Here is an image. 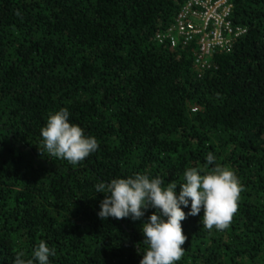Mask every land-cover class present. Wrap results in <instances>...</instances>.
<instances>
[{
	"label": "trees",
	"instance_id": "16d2710c",
	"mask_svg": "<svg viewBox=\"0 0 264 264\" xmlns=\"http://www.w3.org/2000/svg\"><path fill=\"white\" fill-rule=\"evenodd\" d=\"M187 0H0V264H140L145 217L97 215L95 185L134 173L179 185L212 152L243 191L229 226L181 222L177 264H264V0H229L247 28L230 53L197 70V44L173 47ZM60 108L99 149L73 165L44 151L41 128Z\"/></svg>",
	"mask_w": 264,
	"mask_h": 264
},
{
	"label": "clouds",
	"instance_id": "9594fccd",
	"mask_svg": "<svg viewBox=\"0 0 264 264\" xmlns=\"http://www.w3.org/2000/svg\"><path fill=\"white\" fill-rule=\"evenodd\" d=\"M70 115L67 108L51 113L40 134L44 151L75 165L95 153L100 145L95 136L87 135L73 123ZM216 161L217 157L209 152L203 167L184 170L179 185L174 180L165 184L160 176L146 173L101 181L95 185L96 192L104 194L97 215L104 221L110 217L136 221L145 217L149 209H155L141 226L146 247L140 264H177L184 255L182 245L187 239L181 224L186 219L184 208L190 205V216L203 211V224L218 230L226 229L237 211L243 185L233 169ZM55 255V248L41 240L30 258L18 253L13 264H51L50 258Z\"/></svg>",
	"mask_w": 264,
	"mask_h": 264
},
{
	"label": "built area",
	"instance_id": "2783aa9c",
	"mask_svg": "<svg viewBox=\"0 0 264 264\" xmlns=\"http://www.w3.org/2000/svg\"><path fill=\"white\" fill-rule=\"evenodd\" d=\"M233 5L229 0H187L174 25L158 41L168 39L173 47L196 43L195 57L199 75L210 69L218 52L230 53L235 42L247 33V28L232 23Z\"/></svg>",
	"mask_w": 264,
	"mask_h": 264
}]
</instances>
